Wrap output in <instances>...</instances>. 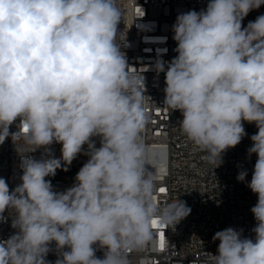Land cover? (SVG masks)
Masks as SVG:
<instances>
[{
  "label": "clouds",
  "instance_id": "9594fccd",
  "mask_svg": "<svg viewBox=\"0 0 264 264\" xmlns=\"http://www.w3.org/2000/svg\"><path fill=\"white\" fill-rule=\"evenodd\" d=\"M261 5L208 0L178 14L177 55L155 64L165 73V107L181 113L182 133L215 168L247 135L244 122L258 129L247 149L257 157L247 182L257 195L254 237L216 232L207 264H264V14L242 27ZM122 20L118 0H0V144L23 137L29 153L45 149L40 159L17 152L14 189L0 178V219L8 210L15 229L0 241V264H52L53 243L55 264H130L154 241L153 221L175 226L190 214L180 199L153 200L158 163L143 136L152 101L142 74L129 70ZM82 153L89 158L74 184L55 191L46 177ZM247 175L240 170L237 180Z\"/></svg>",
  "mask_w": 264,
  "mask_h": 264
},
{
  "label": "built area",
  "instance_id": "2783aa9c",
  "mask_svg": "<svg viewBox=\"0 0 264 264\" xmlns=\"http://www.w3.org/2000/svg\"><path fill=\"white\" fill-rule=\"evenodd\" d=\"M207 3L208 0H118L123 13L119 29L126 33V46L122 51L126 54L129 70L144 77L145 95L152 101L148 105L151 119L143 136L158 163L153 200L164 204L180 199L191 208L190 214L175 226L157 220L159 227L153 228L154 241L142 253L131 254L130 264H207L205 252H217L219 241L213 240L216 232L232 227L242 229L245 237H254L251 230L256 221L250 209L256 204L257 195L247 187V182L251 180L257 157L252 154L249 158L247 149L257 127L249 124L245 130L247 135L223 154V163L215 168L216 165L206 161L204 153L196 150L182 133L181 113L165 107V73L155 71L157 61L166 66L177 55V45L172 38L177 15L189 10L200 11ZM261 14H264V5L252 10L242 21V27ZM17 123L10 126L11 132L17 131ZM93 139L99 147V137ZM31 147L23 137H18L15 143L9 137L0 144V178L5 179L10 190L21 182L18 153L27 154ZM47 147L53 157H61L60 144ZM44 152L41 148L28 155L40 159ZM88 158L82 153L67 171L62 170V164L54 177L46 179L51 181L55 191H64L74 184L76 174ZM240 170H247L245 182L237 180ZM2 215L0 241L7 240L15 232L9 211L5 210ZM161 233H164L163 249L160 247ZM50 247L52 251L47 260L55 264L58 258L55 244ZM93 247L97 249L96 256L103 258V250L98 245Z\"/></svg>",
  "mask_w": 264,
  "mask_h": 264
},
{
  "label": "snow or ice",
  "instance_id": "6c2138e0",
  "mask_svg": "<svg viewBox=\"0 0 264 264\" xmlns=\"http://www.w3.org/2000/svg\"><path fill=\"white\" fill-rule=\"evenodd\" d=\"M160 191L163 192L164 189L161 188ZM152 227H153V228H157V227H159V225L157 224L156 221H153V225H152ZM160 247H161V249H163V247H164V233H161V234H160Z\"/></svg>",
  "mask_w": 264,
  "mask_h": 264
},
{
  "label": "rangeland",
  "instance_id": "374dc122",
  "mask_svg": "<svg viewBox=\"0 0 264 264\" xmlns=\"http://www.w3.org/2000/svg\"><path fill=\"white\" fill-rule=\"evenodd\" d=\"M249 124L250 123L244 122V128H245V130L249 127Z\"/></svg>",
  "mask_w": 264,
  "mask_h": 264
}]
</instances>
